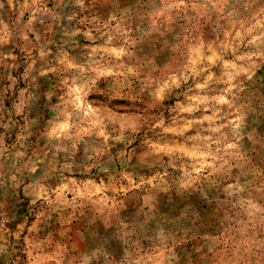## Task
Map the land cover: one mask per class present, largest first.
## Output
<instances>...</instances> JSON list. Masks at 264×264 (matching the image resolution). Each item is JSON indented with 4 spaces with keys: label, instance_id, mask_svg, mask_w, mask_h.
<instances>
[{
    "label": "rangeland",
    "instance_id": "374dc122",
    "mask_svg": "<svg viewBox=\"0 0 264 264\" xmlns=\"http://www.w3.org/2000/svg\"><path fill=\"white\" fill-rule=\"evenodd\" d=\"M0 264H264V0H0Z\"/></svg>",
    "mask_w": 264,
    "mask_h": 264
}]
</instances>
